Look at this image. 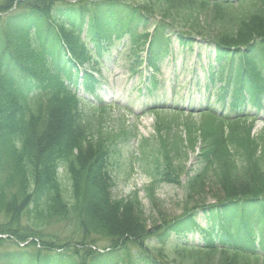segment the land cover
Segmentation results:
<instances>
[{
  "label": "trees",
  "instance_id": "trees-1",
  "mask_svg": "<svg viewBox=\"0 0 264 264\" xmlns=\"http://www.w3.org/2000/svg\"><path fill=\"white\" fill-rule=\"evenodd\" d=\"M97 1L83 0L69 9L81 26L90 24L91 42L98 44V48L102 42L110 47L111 39L120 40L127 35L130 51L139 53L146 45L141 42L149 35L150 21L145 12L119 1ZM177 1L182 10L210 4L215 9L214 22L218 21L219 27L215 32L208 29L206 34L216 42L218 59H224L230 52L227 50L241 45L251 55L257 47L254 44L264 41L261 0H239L238 6L219 0L184 3V0H162L158 5L161 16L169 19L171 10L166 7H173ZM51 9V0H31L23 13L8 16L0 23V215L7 219L0 224V236L13 237L15 244L13 252L0 254V263L125 264L123 248L128 244L141 246L152 236L161 244H168L174 234L199 232L204 246L198 250L193 246L186 249L181 264H206L205 259L201 261V252L222 253L217 260L207 261L208 264H246L241 260L242 254H238L252 251L254 234L264 223V153H260L264 136L260 141L253 140L239 121L228 126V135L223 126L216 131L204 129L200 158L208 167L188 175L185 187L189 199L198 200L196 206L185 208L181 218H162L161 225L149 230L136 195L128 201L112 199L106 141L92 134L89 118L79 108L81 100L65 85L73 80L78 82V70L67 60L66 53L73 54L81 64L90 62L94 55L63 22L59 30L64 37L61 44L62 39L53 30L58 14L53 16ZM50 16L53 17L48 21ZM139 26L144 27L141 33ZM170 29L155 28L150 45L151 61L158 53L154 45ZM34 37L40 46L35 45ZM250 66L255 73L253 58ZM241 70L233 71L237 85L243 82ZM83 75V86L94 92L97 80L86 71ZM233 101L238 104L237 100ZM237 157L244 161L242 167L236 162ZM62 164L65 170L60 175L58 167ZM169 169L172 171V165ZM179 170L173 168L176 174ZM175 178L170 182L179 183V175ZM65 180L69 181L70 189L63 183ZM212 180L218 190L217 202L207 205L202 200L203 191ZM148 191L154 201V187ZM200 214L207 222L205 227L197 221ZM24 215L32 223L26 227L22 224ZM59 222L74 227L65 243L47 231ZM96 236L110 240L118 256L114 251L93 253L89 245L95 243ZM216 238L226 243L216 245ZM30 240L33 242L25 248L19 247ZM5 241L1 238L0 246ZM175 247L180 248L178 243ZM147 264L161 262L153 258Z\"/></svg>",
  "mask_w": 264,
  "mask_h": 264
},
{
  "label": "rangeland",
  "instance_id": "rangeland-1",
  "mask_svg": "<svg viewBox=\"0 0 264 264\" xmlns=\"http://www.w3.org/2000/svg\"><path fill=\"white\" fill-rule=\"evenodd\" d=\"M137 5L154 7L158 11L157 5L160 0H132ZM1 2V1H0ZM130 2V0H129ZM172 11V13H174ZM201 16V22L198 23L196 16L195 22H184V17L181 13H178L176 21L179 28L186 29L187 27L194 30L206 29L207 26V10H202L200 13L195 12ZM187 17H189L187 15ZM190 18V17H189ZM191 19V18H190ZM197 21V23H196ZM213 23V22H212ZM211 23V25H212ZM171 54L165 58L162 64V82L163 89L157 93L163 99L166 95L165 101L171 102L174 95L173 92L181 94L175 98V101L180 102H198L203 100L200 95L195 99L188 95L187 91L192 87L191 85V65L193 60L191 59V53L180 49L178 43L175 41L170 46ZM116 53H113L110 58L104 60L106 70L103 71L105 77L103 92L101 97L108 104L118 103L121 107L108 108L105 114V119L102 124V129L93 126V130L97 134H101L103 139L108 140L111 148L113 149V180L115 186L112 190L113 198L115 201H128L134 194H137L139 202L141 203L142 212H144L143 221L147 227L151 229L152 226L159 225L162 218H175L183 213V207L187 204L193 206L196 201H189L186 199V189L183 185L169 184L166 182H157L155 184V199L149 200L148 187L153 182V178L148 174L147 169L151 172L154 171L155 162L161 156L175 154L174 157L176 164H182L184 170L191 172L198 169L196 164V156L193 151H189V147L184 142L185 138H188V132L186 122L192 120L197 126L200 125L203 119L201 117H191L190 115L180 116L179 119L172 118L174 114L170 111H160L157 113H146L144 115L133 116L131 112L123 109L124 106L130 101L135 102V105L129 104L130 108L134 111L137 110V104L145 100V96H141L137 92V89L132 91L134 86L143 84L140 83L137 77H132L127 73L128 59L122 54L117 58ZM206 61L203 60V65H206ZM189 96V97H188ZM188 97V98H187ZM123 107V108H122ZM168 124L173 125V131H167ZM178 126H177V125ZM264 126V123L257 124V129ZM179 127V128H178ZM179 135H175V133ZM174 134V136H173ZM187 136V137H186ZM184 139V141H183ZM198 151V148H197ZM187 154V155H186ZM160 180L159 178H157ZM184 180V178H183ZM205 192L203 199L206 202H215L214 192L217 191V187L214 184L205 186ZM10 192H8L9 194ZM189 201V202H188ZM6 220L0 215V223H4ZM53 235L65 238L67 233L72 229L68 225H58ZM200 238L198 235L189 236L187 239L181 240L179 243L183 245L198 243ZM104 244V242H99ZM194 245V244H193ZM151 254L148 256H157L161 250L156 249L158 244L152 242L150 244ZM15 247L9 242L2 243L0 246V254L3 252H13ZM172 251L169 247L163 249L162 253ZM135 248L129 249L130 254H134ZM182 254V253H181ZM180 257L176 256L175 264H180ZM215 256L214 259H217ZM173 258V257H172ZM173 258V259H174ZM206 263V260H205ZM207 264V263H206Z\"/></svg>",
  "mask_w": 264,
  "mask_h": 264
}]
</instances>
